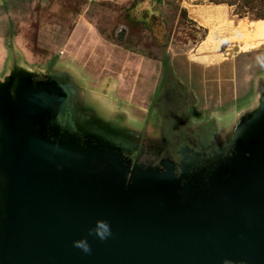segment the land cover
Here are the masks:
<instances>
[{
    "label": "water",
    "instance_id": "obj_1",
    "mask_svg": "<svg viewBox=\"0 0 264 264\" xmlns=\"http://www.w3.org/2000/svg\"><path fill=\"white\" fill-rule=\"evenodd\" d=\"M53 74L0 85V264H264V89L227 155L178 174L87 133Z\"/></svg>",
    "mask_w": 264,
    "mask_h": 264
},
{
    "label": "rangeland",
    "instance_id": "obj_2",
    "mask_svg": "<svg viewBox=\"0 0 264 264\" xmlns=\"http://www.w3.org/2000/svg\"><path fill=\"white\" fill-rule=\"evenodd\" d=\"M212 1L0 0V85L11 80L17 82L27 75H32L35 81H47L54 76L55 69L63 73V81L70 78L74 83L77 74L84 76L88 83L85 90L94 92L97 100L111 109H130L143 124L160 87L165 59H173L177 64L184 62L185 57L190 60L206 38V31L189 18L188 10L193 5L224 1L237 19L241 14L240 19L264 20V0ZM250 29L244 32V38L253 42L251 47L264 42V24H259L257 32L255 25ZM237 50H231L235 57ZM225 51L223 48L222 52ZM237 59L230 74L236 81L235 92L226 88L229 93L220 97L223 85L219 81L218 92L212 90L204 105L211 107L213 113L219 111L216 106L240 95L238 104L246 109L239 114L238 119L244 121L240 132L261 113L254 98L259 79L264 81V44L257 52ZM215 69L212 78L219 79L224 74L223 66ZM199 71L186 65L179 73L199 76ZM12 92L15 93V84ZM228 129L219 134L214 149L204 152V156L225 153L237 131L233 126ZM156 131L155 123H151L143 144L142 135H137L141 152H153L161 146V136Z\"/></svg>",
    "mask_w": 264,
    "mask_h": 264
},
{
    "label": "crops",
    "instance_id": "obj_3",
    "mask_svg": "<svg viewBox=\"0 0 264 264\" xmlns=\"http://www.w3.org/2000/svg\"><path fill=\"white\" fill-rule=\"evenodd\" d=\"M188 15L190 20L206 31V38L195 49L193 58L189 60L185 57V61H180L178 64L177 61L169 58L167 59V65L173 70L175 78L195 98V112L203 113L208 119L224 124L223 127L228 126L230 128L233 126L236 128L240 122V119H238L239 114L246 111L245 108H240L238 104L240 95L237 94L234 98L231 97L225 101V104L216 106L219 111H213L214 114L210 112L211 107L204 104L210 98L212 90L218 92L216 83L219 81L223 85V88L221 87L219 90L220 97L229 93L226 88L230 92H235L236 81L230 75L233 73L232 65L237 64V58L257 52L258 48L264 44L262 42L256 47H251L253 42H248L249 40L244 38L246 35H244V32L251 31V25H255V31L257 32L259 24H264V20L237 19L231 15L229 6L224 4L193 5V8L188 10ZM203 45H205L204 50L201 49ZM223 48L226 50L225 52H222ZM234 49H238L236 57L231 53V50L234 51ZM173 62H176L174 63L176 64L175 68H172ZM186 65L193 66L194 69H200V75L197 76V74L193 75L188 72L186 75H181L179 71L184 69ZM221 66L224 69L223 76L219 79L212 78V72L215 73V68ZM225 67L228 69L225 70ZM204 68L205 71L202 70ZM203 76L204 78H202ZM83 77L75 74L74 85L78 87V91L81 90L80 93H77L78 105L76 111L79 112L82 125L85 126L87 133H97L107 140L137 148L139 143L136 138L141 135L142 124L139 121L142 119L137 118L136 120L137 114L130 109H111L107 103L97 100L94 97V92L85 90L86 81ZM258 85L254 100L259 99L260 93L264 89V81L259 79ZM247 91L248 89H246L245 94ZM110 127H114V129L111 130Z\"/></svg>",
    "mask_w": 264,
    "mask_h": 264
},
{
    "label": "flooded vegetation",
    "instance_id": "obj_4",
    "mask_svg": "<svg viewBox=\"0 0 264 264\" xmlns=\"http://www.w3.org/2000/svg\"><path fill=\"white\" fill-rule=\"evenodd\" d=\"M167 66L162 70L160 87L154 93V100L148 107L147 116L141 125V144L146 139L150 124L155 123L156 132L161 136V146L153 152L143 153L140 151V143L137 148L123 144L129 149L124 152V156L132 165L161 169H163L162 163L171 162L180 174L186 160L189 162L196 155L200 158L213 156V153L204 156V152L214 149L219 134L225 133L227 131L225 129L229 127H223L213 119L206 118L205 114L195 112V98L175 78L169 65ZM152 107L156 110L155 113ZM67 117L66 115L65 119ZM81 142L96 145L89 135H84ZM231 149L230 145L225 149L224 154L227 155Z\"/></svg>",
    "mask_w": 264,
    "mask_h": 264
},
{
    "label": "trees",
    "instance_id": "obj_5",
    "mask_svg": "<svg viewBox=\"0 0 264 264\" xmlns=\"http://www.w3.org/2000/svg\"><path fill=\"white\" fill-rule=\"evenodd\" d=\"M209 1H212V0H209ZM212 2H214V1H212ZM215 4H224V1H221V2H216ZM245 17V16H244ZM239 18H241V14H240V16H239ZM259 20V19H258ZM254 21H256V20H254ZM164 68H167L168 66H167V60L165 59V61H164Z\"/></svg>",
    "mask_w": 264,
    "mask_h": 264
}]
</instances>
